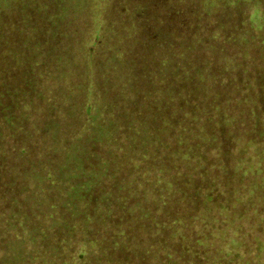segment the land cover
<instances>
[{
    "label": "trees",
    "instance_id": "obj_1",
    "mask_svg": "<svg viewBox=\"0 0 264 264\" xmlns=\"http://www.w3.org/2000/svg\"><path fill=\"white\" fill-rule=\"evenodd\" d=\"M137 5L103 29L108 7L90 27L64 0H0V264H234L214 41L194 29L187 53Z\"/></svg>",
    "mask_w": 264,
    "mask_h": 264
},
{
    "label": "rangeland",
    "instance_id": "obj_2",
    "mask_svg": "<svg viewBox=\"0 0 264 264\" xmlns=\"http://www.w3.org/2000/svg\"><path fill=\"white\" fill-rule=\"evenodd\" d=\"M64 1L69 15L86 16L89 26L88 19L101 16L108 7L99 21L103 29L123 19L115 14L117 9L138 8L140 2L152 20L150 25L167 30L177 40L187 39L185 52L194 47L190 40L194 29L205 34L207 43L214 41V105L225 111L221 124L227 126L222 134L228 137L230 149L224 163L214 150V171L208 174L214 173V205L208 203L206 209L213 205L214 217L218 223L222 220L218 244L228 252L224 258L234 264L238 258H246L247 264H264V251L258 247L264 245V0ZM137 16L131 14L129 23L137 25ZM95 30L92 27L91 33ZM208 36L212 38L207 40ZM218 130L214 123L215 135ZM230 176L232 183L222 179ZM160 238L166 239L165 230ZM134 245L144 244L135 240ZM144 247L154 248L149 243ZM214 253H219L215 243ZM150 260L149 256L145 264H151Z\"/></svg>",
    "mask_w": 264,
    "mask_h": 264
}]
</instances>
